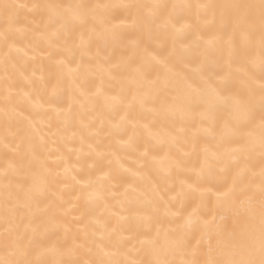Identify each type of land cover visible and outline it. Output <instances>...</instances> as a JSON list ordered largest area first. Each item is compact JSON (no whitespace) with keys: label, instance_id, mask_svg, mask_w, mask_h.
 Wrapping results in <instances>:
<instances>
[{"label":"bare ground","instance_id":"6f19581e","mask_svg":"<svg viewBox=\"0 0 264 264\" xmlns=\"http://www.w3.org/2000/svg\"><path fill=\"white\" fill-rule=\"evenodd\" d=\"M262 35L261 0H0V261L245 259Z\"/></svg>","mask_w":264,"mask_h":264},{"label":"snow or ice","instance_id":"6c2138e0","mask_svg":"<svg viewBox=\"0 0 264 264\" xmlns=\"http://www.w3.org/2000/svg\"><path fill=\"white\" fill-rule=\"evenodd\" d=\"M261 9L264 11V0H261ZM261 45L264 46V35L261 36ZM262 62H264V58H262ZM262 121H264V117H262ZM262 147H264V143H262ZM188 223L191 224V220ZM243 246L246 250V258L238 262L234 261L233 264H264V212L261 213L258 226L254 221L250 223ZM0 264H4V262L0 261Z\"/></svg>","mask_w":264,"mask_h":264}]
</instances>
